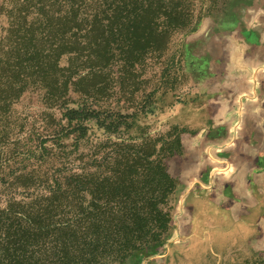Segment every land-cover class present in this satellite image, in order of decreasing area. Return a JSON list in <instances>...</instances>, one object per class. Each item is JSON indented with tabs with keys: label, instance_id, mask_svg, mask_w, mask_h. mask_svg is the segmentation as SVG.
Masks as SVG:
<instances>
[{
	"label": "rangeland",
	"instance_id": "374dc122",
	"mask_svg": "<svg viewBox=\"0 0 264 264\" xmlns=\"http://www.w3.org/2000/svg\"><path fill=\"white\" fill-rule=\"evenodd\" d=\"M149 3L160 21L180 19L163 52L146 57L123 83L117 67L112 75L95 76L94 70L89 77L82 63L89 50L78 45L82 29L94 16L115 23L111 12L130 5L134 14L136 6ZM69 76L70 108L83 98L77 86L96 85L99 95L93 91L88 101L95 109L137 111L131 127L109 143L153 149L155 162L133 191L152 193L154 186L142 187L144 177H160L164 167L174 183L166 199L170 230L157 251H140L123 262L106 255L94 264H264V209L250 215L240 198L249 180L232 177L247 152L243 144L264 147V0H0V212L30 204L35 185L59 167L49 159L37 177H21L37 162L31 150H71L73 136L61 140L63 149L51 140L67 125L56 98ZM88 124L89 143L78 155L106 142L95 120ZM90 172L103 177L102 168ZM135 238L128 236L130 244ZM39 257L33 259L44 255Z\"/></svg>",
	"mask_w": 264,
	"mask_h": 264
},
{
	"label": "trees",
	"instance_id": "16d2710c",
	"mask_svg": "<svg viewBox=\"0 0 264 264\" xmlns=\"http://www.w3.org/2000/svg\"><path fill=\"white\" fill-rule=\"evenodd\" d=\"M129 6L111 12L115 23L107 24L94 16L93 22L82 29L85 35L79 31V47L89 50L88 56L82 58L83 65L90 68L89 77L94 70L98 73L95 76L112 75L117 67L115 76L123 83L138 72L135 68L142 66L146 57L163 52L180 26L177 17L160 21L159 12L151 3L133 7L134 14L129 12ZM77 9L81 7L77 5ZM56 83L53 80L52 93L57 91ZM71 86L69 76L58 88L56 102L65 110L67 125L53 131L51 140L63 149L61 140L73 136L72 148L58 155L54 149L46 153L43 147L38 155L30 151L37 162L30 174L21 177H37L34 173L49 159L59 161V167L52 169L51 176L44 174L46 179L35 185L38 194L28 196L32 199L30 204L21 206L20 202L16 208L0 212V264H94L114 254L123 262L140 251L156 252L170 230L166 199L173 192L174 183L165 167L161 168L160 177H144L142 187L154 186L152 193L137 195L133 191L140 184L138 176L144 168L155 162L151 160L153 149L147 144L130 147L124 141L109 144L113 134L131 127L137 111L121 114L95 109L88 101L97 90L96 85L85 89L77 86L75 92L83 98L76 108H70L65 94ZM95 95H99L98 91ZM92 120L103 131L106 142L96 146L98 151L92 154L78 155L79 148L89 143L92 125L88 123ZM112 161L115 168L110 169ZM95 167L102 168L100 179L90 172ZM128 236L136 237L133 244ZM41 254L44 260L33 259Z\"/></svg>",
	"mask_w": 264,
	"mask_h": 264
},
{
	"label": "crops",
	"instance_id": "0c3cea01",
	"mask_svg": "<svg viewBox=\"0 0 264 264\" xmlns=\"http://www.w3.org/2000/svg\"><path fill=\"white\" fill-rule=\"evenodd\" d=\"M242 148L247 150V152L240 155L241 163L239 166H236L235 173L232 177H246L249 180L247 182L248 185L246 184L245 192L241 193L240 198H243V201H247L244 203L245 207L250 209L248 213L255 218L258 212L264 209V181H261L262 178L264 179V147L261 143H245ZM222 176L224 177L225 175ZM229 176L227 175L226 177ZM253 186L259 193V196H256L254 193ZM259 198L263 200L260 202ZM261 203H263V206L260 205Z\"/></svg>",
	"mask_w": 264,
	"mask_h": 264
}]
</instances>
